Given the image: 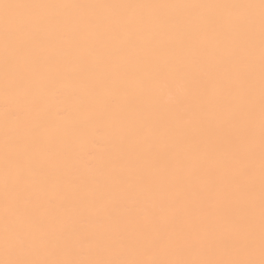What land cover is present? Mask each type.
<instances>
[{
    "label": "snow or ice",
    "instance_id": "6c2138e0",
    "mask_svg": "<svg viewBox=\"0 0 264 264\" xmlns=\"http://www.w3.org/2000/svg\"><path fill=\"white\" fill-rule=\"evenodd\" d=\"M0 103V264H264V0H0Z\"/></svg>",
    "mask_w": 264,
    "mask_h": 264
},
{
    "label": "bare ground",
    "instance_id": "6f19581e",
    "mask_svg": "<svg viewBox=\"0 0 264 264\" xmlns=\"http://www.w3.org/2000/svg\"><path fill=\"white\" fill-rule=\"evenodd\" d=\"M60 2V0H55ZM79 2H95V0H79ZM167 2H179V0H167ZM168 98L162 97V102H167ZM51 111L49 113L50 119L54 122L55 129L59 132H66L73 129L81 122L83 116V106L81 98L77 95L66 94L54 97L50 101ZM3 107L0 103V122H2ZM112 135L110 127H106L103 131L96 133L89 131L87 136H82L79 144L82 151H87L88 148L96 150V159L93 166H98L104 162L108 156L107 141ZM2 141V136H0ZM91 159V158H89Z\"/></svg>",
    "mask_w": 264,
    "mask_h": 264
}]
</instances>
